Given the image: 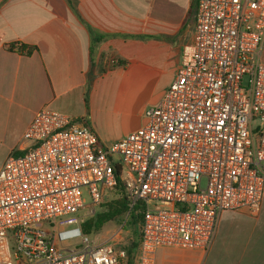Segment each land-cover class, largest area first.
<instances>
[{
    "label": "built area",
    "instance_id": "obj_1",
    "mask_svg": "<svg viewBox=\"0 0 264 264\" xmlns=\"http://www.w3.org/2000/svg\"><path fill=\"white\" fill-rule=\"evenodd\" d=\"M262 45L264 0H197L193 41L142 126L105 146L82 120L35 112L0 167V264H126L120 235L138 216L132 264H155L160 247L206 252L223 213L256 216ZM119 199V227L91 239L86 212Z\"/></svg>",
    "mask_w": 264,
    "mask_h": 264
},
{
    "label": "crops",
    "instance_id": "obj_2",
    "mask_svg": "<svg viewBox=\"0 0 264 264\" xmlns=\"http://www.w3.org/2000/svg\"><path fill=\"white\" fill-rule=\"evenodd\" d=\"M193 2L0 0V167L43 108L82 120L105 145L93 126L96 100H120L127 85L156 73L157 61L173 79L193 41ZM219 221L206 252L160 247L155 264H264V200L256 216L223 213Z\"/></svg>",
    "mask_w": 264,
    "mask_h": 264
},
{
    "label": "rangeland",
    "instance_id": "obj_3",
    "mask_svg": "<svg viewBox=\"0 0 264 264\" xmlns=\"http://www.w3.org/2000/svg\"><path fill=\"white\" fill-rule=\"evenodd\" d=\"M178 60L179 58L176 57L175 62L178 63ZM261 63H264V47H262ZM170 71L171 70L165 67L162 62L157 61L156 73L153 71L144 73L136 82L127 85L120 100H96L92 113L93 126L101 135V139L106 143L105 146L110 145L108 144V138L124 136L126 133L140 126L139 124L143 121L141 115L144 110L159 103L169 85L174 80L176 73L172 79ZM3 158L4 155L0 151V163ZM114 160L121 161V157L115 156ZM110 197L111 195H107L104 199L108 200ZM100 212H102V209L96 208L95 215L91 217L90 214L86 212L85 218L89 221ZM121 219L122 217L107 222L98 232L92 231L90 233V238L94 239L97 236L101 241L108 239L119 227ZM220 222L221 221L218 223L217 230ZM231 225L232 221L223 224L225 228H229ZM137 238L138 231L136 226L133 222H128L120 235L119 244L127 245L131 240L135 241Z\"/></svg>",
    "mask_w": 264,
    "mask_h": 264
},
{
    "label": "trees",
    "instance_id": "obj_4",
    "mask_svg": "<svg viewBox=\"0 0 264 264\" xmlns=\"http://www.w3.org/2000/svg\"><path fill=\"white\" fill-rule=\"evenodd\" d=\"M194 7H196V1L195 0L193 2L191 9L193 10ZM191 14H192V12L190 10L188 12V18L191 16ZM89 34H90V37L92 39V42L93 41L97 42L99 40V38H97V36H95V34L90 30H89ZM143 37L148 38V36H143ZM105 206L107 207V210L97 214L93 219H91L85 223L84 228H85L86 233H89L91 231V229H93V231L98 232L104 224H106L107 222L121 218L126 211V203H125L124 199H119L117 201H113L109 204H105ZM131 220L135 223V222H137V220H139V216L137 218L132 217ZM138 240H139V237L135 241L131 240L129 242V244H127V245H120L119 244V248L124 249L126 251L127 264H132L131 262H133L134 252H135V250L138 246V242H139Z\"/></svg>",
    "mask_w": 264,
    "mask_h": 264
}]
</instances>
